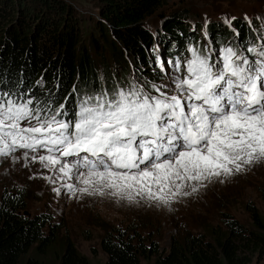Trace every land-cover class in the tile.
<instances>
[{"label":"snow or ice","instance_id":"6c2138e0","mask_svg":"<svg viewBox=\"0 0 264 264\" xmlns=\"http://www.w3.org/2000/svg\"><path fill=\"white\" fill-rule=\"evenodd\" d=\"M246 51L254 59L229 46L213 60L190 44V56L169 61L171 86H117L83 96L71 110L54 106L55 97L0 92V156L42 152L31 159L74 175L82 194L167 206L190 194L184 188L196 192L205 180L264 163V46ZM156 64L162 68L159 57Z\"/></svg>","mask_w":264,"mask_h":264},{"label":"trees","instance_id":"16d2710c","mask_svg":"<svg viewBox=\"0 0 264 264\" xmlns=\"http://www.w3.org/2000/svg\"><path fill=\"white\" fill-rule=\"evenodd\" d=\"M69 1L0 0V92L40 102L55 97L54 106L65 103L71 110L85 95L111 93L133 83L127 70L110 69L112 60L122 58L118 44L151 91L162 74L143 68L155 56L143 50L150 36L141 31V23L161 10L163 0H99L101 21L94 19L95 28L86 25L85 31ZM168 26L182 35L177 52H167L168 58L181 59L190 44L204 54L199 38L186 34L179 22ZM245 32L251 35L247 28ZM213 38L219 49L230 46L248 54L247 48L255 46L242 38L237 45L220 34ZM26 201L22 191L0 194V264H90L68 236L59 237L63 226L56 225L49 213L26 215ZM250 213L252 231L226 219L222 228L211 227L207 233L175 235L165 249L147 231L152 224L142 226L144 220L136 216L124 228L104 225L99 246L105 264H252L255 257L264 259V219L253 210Z\"/></svg>","mask_w":264,"mask_h":264},{"label":"rangeland","instance_id":"374dc122","mask_svg":"<svg viewBox=\"0 0 264 264\" xmlns=\"http://www.w3.org/2000/svg\"><path fill=\"white\" fill-rule=\"evenodd\" d=\"M69 2L79 23H83L81 28L84 31L86 25L95 28L94 19L101 21L97 12L99 0ZM162 9H172L168 12L171 15L162 21L149 20L147 25H141V31L150 36L147 45L141 43L143 50L149 57L155 56V61L143 68L145 71L155 69L162 74L161 80L152 83L157 87L171 86L169 77L174 69L169 61L173 60L166 53L177 52L178 39L182 36L168 26L173 21L179 22L189 36L198 37L197 43L203 46L204 51L207 49L213 53V60L218 58L219 51L213 37L219 34L234 44L242 38L248 43L255 42L254 47L264 46V0H163ZM226 20L229 23H225ZM220 26L226 29L222 30ZM246 28L251 35L245 32ZM118 45L122 58L117 63L114 60L110 62L111 71L117 66V70H127L133 83H147L139 78L132 58ZM187 54L186 47L184 53L181 52V59H185ZM248 56L254 59L252 54ZM157 57L162 68L156 64ZM101 70L102 67L98 65L99 76ZM116 79L113 76L112 81L116 82ZM164 90L167 91V87ZM23 153L24 150H17L8 156H0V194L4 191H22L27 199L25 214L49 213L56 225L63 226L59 237L68 236L78 253L87 258L90 264L106 262V256L99 246L103 235L101 228L104 225L124 228L133 224L136 216L144 220L142 226L152 224L147 231L154 233V238L163 249L167 248L175 235L207 233L211 227L222 228L226 219L252 231V210L264 219V163L254 164L227 178L221 176L211 182L205 180L203 186L197 184L196 192L184 188L183 191L189 195L176 196L165 206L140 197L129 201L112 195L82 194L79 188L84 185L78 183L74 175L63 176L31 159L32 155L42 152L29 153L28 158ZM69 184L73 186L72 190L67 187ZM252 264H264V259L255 257Z\"/></svg>","mask_w":264,"mask_h":264},{"label":"water","instance_id":"95a60500","mask_svg":"<svg viewBox=\"0 0 264 264\" xmlns=\"http://www.w3.org/2000/svg\"><path fill=\"white\" fill-rule=\"evenodd\" d=\"M162 8H161V10L157 11L153 16H151L148 20L142 22L141 25H147L149 23V20H151L153 22L159 21V20L162 21L164 18L171 15L168 12H170V10H172V9H162Z\"/></svg>","mask_w":264,"mask_h":264},{"label":"bare ground","instance_id":"6f19581e","mask_svg":"<svg viewBox=\"0 0 264 264\" xmlns=\"http://www.w3.org/2000/svg\"><path fill=\"white\" fill-rule=\"evenodd\" d=\"M246 56H248L250 53H248V54H246V53H244Z\"/></svg>","mask_w":264,"mask_h":264}]
</instances>
